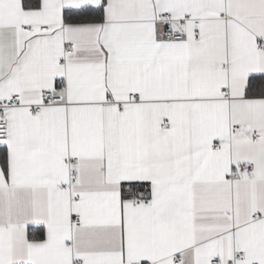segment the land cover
I'll return each mask as SVG.
<instances>
[{
    "label": "crops",
    "instance_id": "0c3cea01",
    "mask_svg": "<svg viewBox=\"0 0 264 264\" xmlns=\"http://www.w3.org/2000/svg\"><path fill=\"white\" fill-rule=\"evenodd\" d=\"M102 3L0 0V99L22 94L0 144V264H264V96L247 95L264 0H106L103 21L64 20ZM47 89L63 100L32 116Z\"/></svg>",
    "mask_w": 264,
    "mask_h": 264
},
{
    "label": "built area",
    "instance_id": "2783aa9c",
    "mask_svg": "<svg viewBox=\"0 0 264 264\" xmlns=\"http://www.w3.org/2000/svg\"><path fill=\"white\" fill-rule=\"evenodd\" d=\"M185 17H186L185 20L191 19V17L188 15ZM156 18L158 21H160V22L163 21L166 23H171L175 19V17L173 16V13L168 12V11H161V13H159ZM21 28L29 31L30 33L33 32L35 29L33 25H30V26L29 25H22ZM49 29H50L49 25H45V26L40 27V30L42 32H45ZM184 37H185V35L183 32H180V31L175 32L170 27H168L167 34H166L167 39L177 41V40L184 39ZM74 48H75V44H70L66 49H67L68 53H72L74 51ZM259 48L264 50V45L260 44ZM228 92H229V89H227V88L222 89V93L227 94ZM62 100H63V96L55 94L52 89L44 90L41 93L40 103L28 107L29 113L32 116L40 114L44 109L43 107L46 106L47 104H52L55 102H61ZM21 101H22V94H20V93L13 94L10 97L0 99V144H4L9 140L8 138L10 135V124L8 123V119H7V110H8V108H13V107L20 105ZM123 109H124L123 107L120 108V110H123ZM167 126H169V121H165L164 124L161 125V128L164 129ZM260 138H261L260 132L255 130L252 142H256ZM77 161H78V158L72 159V162H77ZM67 162L70 163L71 160L68 159ZM247 170L251 172L252 168H248ZM71 177H72V181L76 180V178H77L76 171L72 172ZM79 200L80 199H78L77 202H79ZM257 217H259V212H256L253 215V219H255ZM80 222H81V214H79V215L77 214L75 216V224L80 225ZM243 253L244 252L242 250L235 253V255L228 261V264H234L236 260L241 258ZM80 262L81 261L79 260V263ZM173 262H174V264H180V262H181L180 257L178 255L174 256ZM213 264H219V260L218 259L215 260L213 262Z\"/></svg>",
    "mask_w": 264,
    "mask_h": 264
},
{
    "label": "trees",
    "instance_id": "16d2710c",
    "mask_svg": "<svg viewBox=\"0 0 264 264\" xmlns=\"http://www.w3.org/2000/svg\"><path fill=\"white\" fill-rule=\"evenodd\" d=\"M100 6H91L81 8H74L65 10L64 20L66 22H89V21H103L104 20V3ZM40 0H23L25 7H39ZM248 96H264V76H251L247 86ZM0 162L4 171L8 172V153L6 147L0 146ZM141 186L137 184L135 187ZM45 237L44 226H30L28 229V238L30 240L43 239Z\"/></svg>",
    "mask_w": 264,
    "mask_h": 264
},
{
    "label": "water",
    "instance_id": "95a60500",
    "mask_svg": "<svg viewBox=\"0 0 264 264\" xmlns=\"http://www.w3.org/2000/svg\"><path fill=\"white\" fill-rule=\"evenodd\" d=\"M139 193H140V196L142 198H145L146 196L147 197H150L151 196V193L149 191H140Z\"/></svg>",
    "mask_w": 264,
    "mask_h": 264
}]
</instances>
